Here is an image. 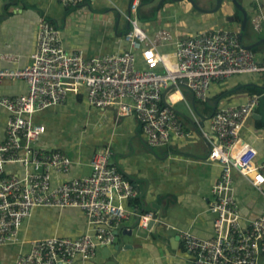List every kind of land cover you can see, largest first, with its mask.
I'll list each match as a JSON object with an SVG mask.
<instances>
[{
    "label": "built area",
    "instance_id": "1",
    "mask_svg": "<svg viewBox=\"0 0 264 264\" xmlns=\"http://www.w3.org/2000/svg\"><path fill=\"white\" fill-rule=\"evenodd\" d=\"M71 7L83 0H56ZM140 0L129 5V29L122 52L85 56L67 51L61 31L46 18L37 25L35 50L22 67H0V107L7 111L0 140V245L20 243L28 248L15 264H75L93 259L98 247L110 245L115 229L133 213L129 201L137 191L111 162L108 147L93 152L87 175L54 182L69 172L72 158L59 150H42L37 142L45 126L33 114L65 102L69 94L85 90L93 107L115 106L118 115H133L152 147L190 135L177 104L192 111L185 92L206 101L210 86L235 75L264 72L257 54L225 29L202 30L176 42L172 52H161L139 22ZM258 26V24H256ZM140 58V61H139ZM23 81L26 92L5 94V82ZM252 93L239 105H219L209 120L217 142L204 133L208 159L221 168L212 187L207 211L212 214V236L202 238L189 229L179 237L192 256V264H264V211L243 213L234 190L233 170L264 196V160L255 147L241 142L239 133L259 104ZM196 123L199 125L198 120ZM19 165L9 172L7 166ZM37 207L80 209L86 219L77 237L53 235L24 239L23 222ZM155 213H138V226L146 229ZM157 221V220H156Z\"/></svg>",
    "mask_w": 264,
    "mask_h": 264
},
{
    "label": "crops",
    "instance_id": "2",
    "mask_svg": "<svg viewBox=\"0 0 264 264\" xmlns=\"http://www.w3.org/2000/svg\"><path fill=\"white\" fill-rule=\"evenodd\" d=\"M131 1L83 0L76 6L67 7L56 0H0V67H22L30 62L41 18L60 29L67 51L81 50L85 56H93L126 50L123 31L128 27L127 9ZM237 1L247 11L248 23L251 20L254 29H264V0ZM211 2L198 1L205 8L213 7L215 0L213 5ZM222 2L223 9L203 15L206 13L198 14L201 12L194 11L187 2L167 1L157 11L156 1H151L146 12H150L149 17L155 21L156 31L144 30L151 40L158 43L157 48L161 52H172L176 42L202 30L225 29L238 33L241 10L234 6L232 0ZM140 5L138 12L144 6ZM250 32L246 28L244 38L249 37ZM255 52L257 56L260 53L258 49ZM257 86L264 87V72L215 81L206 101L195 100L196 110L191 104L190 93L185 92L192 111L188 109L190 119L182 123L190 135L173 137L161 147L148 145L141 124L133 115H118L115 106L101 108L89 105L83 89L77 94H69L62 104L34 113V121L46 129L37 145L46 151L59 150L72 158L69 172L55 175L54 182L87 175L91 170L89 162L93 152L108 147L111 162L137 191L133 213L115 229L113 242L98 247L93 259L75 264H116L114 259L121 264H192V256L181 241L179 232L189 229L202 238L212 236L213 216L207 207L212 187L221 172L220 166L208 159L209 144L204 133L214 138L209 127L212 114L206 113L205 109L211 107L213 110L217 99V107L239 105L248 95L255 93L248 88ZM26 90L23 81L5 82L1 87V91L9 95L25 93ZM256 94L260 99L253 113L259 116L254 118L252 113L246 119L239 139L253 145L257 151L256 159L263 161L264 89ZM180 103L185 105L183 101ZM7 114L0 107V127H5ZM7 169L9 172L21 170L19 165L7 166ZM233 178L236 198L243 213L254 217L263 212L264 203L245 204L241 199L248 187H252L250 183L236 170H233ZM152 204L158 210L149 208ZM166 207L175 209V215L164 214ZM161 209L163 214L156 221L163 224L160 240L151 231L138 226V213L149 210L157 215ZM85 228V215L78 208L37 207L23 222L21 237L26 240L53 235L77 237L84 233ZM27 248V244L20 243L0 245V264H15L17 257Z\"/></svg>",
    "mask_w": 264,
    "mask_h": 264
},
{
    "label": "rangeland",
    "instance_id": "3",
    "mask_svg": "<svg viewBox=\"0 0 264 264\" xmlns=\"http://www.w3.org/2000/svg\"><path fill=\"white\" fill-rule=\"evenodd\" d=\"M213 4H214V0H212V2L210 3V5H213ZM223 5H224V3L222 2L220 8L223 9V7H224ZM148 8H149V4L146 3V4H144V6L139 11V22H140V25H142L143 29H145L146 31L149 30L151 32H154V31H156V25H155V21L151 17H149V16H151L150 15V12H146V10ZM198 14H202V13H198ZM203 15H207V14H203ZM252 25L253 24L251 23V20H250L249 23L247 24V32H249L250 30H251V32H250L249 37L244 38V41L246 43L254 42V41H257L258 39H261V38L264 37V29H260V28H257V29L255 28L254 29V26H252ZM250 40H252V41H250ZM261 45L262 46H260V47H256V50L258 49L259 52H260L258 54V56H257V62L259 64L264 63L263 62V58H264V44H261ZM255 74H257V73H255ZM177 108H178L179 112L182 113L181 120L183 122L185 121V119L186 120L190 119L191 113L189 112L188 108L184 104H181V103L177 104ZM184 127H186L185 124H184ZM90 172H91V170H90ZM241 199L245 202V204H246V202H250L252 204H255V203H257V204L264 203V196H262L259 192H257L256 189L253 188V187H248L246 193L241 196ZM156 207L157 206L155 204H152L149 208H152V210H158V208H156ZM178 209H181V208H178ZM174 211H175V209L172 210V207H166V209L164 210V214H167V215H170V214L175 215L174 214ZM159 212H160L161 215L163 214L162 209ZM160 225H161V223H158V226H160ZM103 249L105 250L106 247L103 248Z\"/></svg>",
    "mask_w": 264,
    "mask_h": 264
},
{
    "label": "water",
    "instance_id": "4",
    "mask_svg": "<svg viewBox=\"0 0 264 264\" xmlns=\"http://www.w3.org/2000/svg\"><path fill=\"white\" fill-rule=\"evenodd\" d=\"M152 1H156V10L157 11L159 10L160 7L163 6V4L165 2L170 1V2H177V3L187 2V3H189V5L191 6V8L194 11H198V12H201V13L209 14V13H214L217 10H219L223 0H215V5L213 7H211V8H205V7L200 6L197 0H152ZM232 1H233L234 6L239 8L241 10V12H242V19H241V23H240V29L238 31L239 41L243 44V46H245V47H247L249 49H254L255 47H258L259 45L264 44V37L261 38V39H258L257 41H254V42L244 43V37H245L244 35H245V30L247 28V23H248V14H247V11L244 10L242 5L237 0H232ZM140 6L141 5H139V8H140ZM127 10H128L127 12H128V15H129V6H128ZM128 27H129V22H128ZM190 100H191V104H192L193 108L196 110V101H195L194 97L190 96ZM218 102H219V99H217L215 101V104L213 105L214 109L212 110L211 114H213V112L216 110ZM258 116L259 115L257 113H253L252 114V117H254V118H256ZM213 138H214L215 142H217V137H216L215 134H213ZM134 185H135V183H134ZM155 218H156V220H160L161 214L158 213L157 215H155ZM156 220L155 219H151L149 221V223L147 225V228L145 230L146 231H151V233L157 239L161 240L160 236H161V230L163 228V224L158 226V223H156ZM116 234H117V231H116ZM130 234H132V233H130ZM116 248H118V247H116ZM114 261H115L116 264H121V263L118 262L117 259H114Z\"/></svg>",
    "mask_w": 264,
    "mask_h": 264
},
{
    "label": "trees",
    "instance_id": "5",
    "mask_svg": "<svg viewBox=\"0 0 264 264\" xmlns=\"http://www.w3.org/2000/svg\"><path fill=\"white\" fill-rule=\"evenodd\" d=\"M152 0H140V4H146V3H149V2H151ZM139 11H140V9H139ZM50 22V21H49ZM51 23V22H50ZM53 24V23H52ZM54 25V24H53ZM128 29H129V27H127L124 31H123V34H125L127 31H128ZM252 50H254V51H256V47L254 48V49H252ZM260 88H262V87H249L248 89H249V91L250 92H255V93H262L263 92V89H264V87L262 88V89H260ZM206 113H208V114H211V112H212V109H211V107H207L206 109ZM3 132H4V127H0V140L2 139V135H3ZM132 201V202H131ZM131 201H129V205H131L132 207H134V204L136 203L135 202V199H133V200H131Z\"/></svg>",
    "mask_w": 264,
    "mask_h": 264
},
{
    "label": "flooded vegetation",
    "instance_id": "6",
    "mask_svg": "<svg viewBox=\"0 0 264 264\" xmlns=\"http://www.w3.org/2000/svg\"><path fill=\"white\" fill-rule=\"evenodd\" d=\"M199 1V0H198Z\"/></svg>",
    "mask_w": 264,
    "mask_h": 264
}]
</instances>
